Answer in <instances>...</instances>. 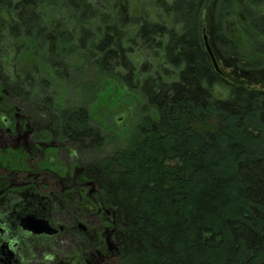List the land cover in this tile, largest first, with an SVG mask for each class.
<instances>
[{
	"label": "trees",
	"instance_id": "obj_1",
	"mask_svg": "<svg viewBox=\"0 0 264 264\" xmlns=\"http://www.w3.org/2000/svg\"><path fill=\"white\" fill-rule=\"evenodd\" d=\"M206 2L154 0L161 13L150 21L132 18L129 0L104 3L105 16L90 0H0L6 86L50 108L54 82L82 91L79 104L58 106L55 125L79 149L90 141V176L116 212L119 256L103 264H264V78L214 95L222 81L200 41ZM217 4L239 9L250 57L264 65V0ZM212 38L248 63L230 35ZM25 52L34 66L23 72ZM106 81L142 100L135 133L112 152L83 101Z\"/></svg>",
	"mask_w": 264,
	"mask_h": 264
},
{
	"label": "flooded vegetation",
	"instance_id": "obj_2",
	"mask_svg": "<svg viewBox=\"0 0 264 264\" xmlns=\"http://www.w3.org/2000/svg\"><path fill=\"white\" fill-rule=\"evenodd\" d=\"M209 35V56L221 81L248 85V65L224 57ZM4 80L0 77V264L114 261L116 212L90 176L96 161L90 141L84 149L76 147L55 125V102L52 109L34 106Z\"/></svg>",
	"mask_w": 264,
	"mask_h": 264
},
{
	"label": "rangeland",
	"instance_id": "obj_3",
	"mask_svg": "<svg viewBox=\"0 0 264 264\" xmlns=\"http://www.w3.org/2000/svg\"><path fill=\"white\" fill-rule=\"evenodd\" d=\"M94 1L99 10V14L101 16L111 15L109 10H105V4H109V6H113L114 0H90ZM130 1V13L132 18L139 19L141 14L145 13L147 15V19L150 21L155 20V15L161 12L153 6L154 0H129ZM220 0H207L203 12L201 14L203 25L200 33V41L204 46L205 51L209 55L208 49L213 47V44H208L206 41L210 38L209 33L213 37H217V35H230V39L235 44V50L233 51L237 54L238 57L243 58L244 61H247L249 66L245 68L249 72L247 83H251L257 85L261 78H264V65L260 62L251 59V51L249 50V45L251 46V42L243 32V28L246 23L243 21L242 16L239 14V9L237 7L231 6L230 12H221L219 7L217 6ZM158 10V11H157ZM157 19V16H156ZM210 29V30H209ZM133 29H130L132 31ZM209 32V33H208ZM207 37V38H206ZM217 39V38H216ZM216 42V41H215ZM216 47L218 48L217 44ZM220 49V46H219ZM212 51V50H211ZM224 57H227V54H223ZM137 61L136 64L139 65L141 62L145 61V58L136 54ZM33 56L30 53H23L18 60V68L20 71H25L28 68L34 66L32 64ZM211 61V58H210ZM254 61V63L251 62ZM212 62V61H211ZM155 63V61L153 62ZM32 64V65H31ZM213 66V63H211ZM221 66V65H220ZM214 67V66H213ZM250 67V68H249ZM244 70V66L240 67ZM260 72V74H259ZM49 76V72L45 74ZM50 82L53 81L50 79ZM54 82V81H53ZM52 84V82H51ZM58 84V83H57ZM54 82V86L50 89L51 94L54 95V102L59 107L65 106H74L77 103V100L81 98L82 91L69 89L66 91L63 88V85H57ZM97 86L99 84H96ZM228 85L226 83H220L218 86L214 88V95L219 98H224L228 92H226V87ZM97 95H93V102L83 100L87 103V109L90 117V124L97 128L100 133L105 136V152H112L116 149H120L125 146L126 142L131 139L133 134L136 131L138 124L142 119V115L140 109L142 107V100L138 94V92H131L124 88L123 85L118 83H114L112 81H106L98 86ZM230 87H232L230 85ZM97 88V87H96ZM53 92V93H52ZM38 93L35 90V94ZM79 96H76V94ZM58 98H62L64 100L60 101ZM65 100H69L70 105H63Z\"/></svg>",
	"mask_w": 264,
	"mask_h": 264
}]
</instances>
